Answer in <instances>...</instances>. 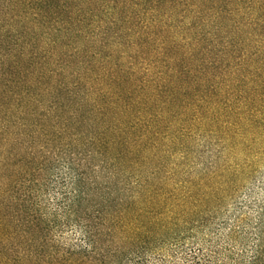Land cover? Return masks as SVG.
Returning <instances> with one entry per match:
<instances>
[{
  "label": "trees",
  "instance_id": "16d2710c",
  "mask_svg": "<svg viewBox=\"0 0 264 264\" xmlns=\"http://www.w3.org/2000/svg\"><path fill=\"white\" fill-rule=\"evenodd\" d=\"M129 1L0 5V264H264V0Z\"/></svg>",
  "mask_w": 264,
  "mask_h": 264
},
{
  "label": "rangeland",
  "instance_id": "374dc122",
  "mask_svg": "<svg viewBox=\"0 0 264 264\" xmlns=\"http://www.w3.org/2000/svg\"><path fill=\"white\" fill-rule=\"evenodd\" d=\"M6 1H8V0H0V5L2 6V4H4V3H6ZM14 1V0H13ZM133 0H130L129 2H132ZM35 2V1H34ZM31 5H32V8L33 9H35L36 7V4L35 3H31ZM93 6H92V8H94V11L96 12V14L98 15V19H100V18H103V16H102V13L100 14L99 12H105V10H106V8H107V6L106 5H102V6H100V0H94V2H93V4H92ZM119 7H120V5H118ZM172 8V7H171ZM170 8V9H171ZM139 10L141 11V9L139 8ZM173 10V8L171 9V11ZM30 14H32V10H29L28 11ZM132 12H133V10L131 9V6H130V4H127V5H121V7H120V9H118V11H116V13H115V15H114V19H118L119 20V22L120 21H123V20H125V23H126V20L129 18V17H131V16H133L134 14H132ZM161 12H164V13H168V10L167 11H165V8H162V11ZM19 14H21V16H19L18 17V20H17V24H16V27H14V29L17 31L20 27H21V25H23V26H26V27H32V23H31V21H30V19L29 20H25V17H24V12L23 11H21L20 10V12H19ZM135 14H137L136 13V11H135ZM10 15H12V14H10ZM1 16V15H0ZM107 18V17H106ZM0 21H3V18L2 17H0ZM2 25V24H1ZM118 25H120V23H118ZM118 25H117V28H118ZM126 28H129V32H127L128 33V36H129V34H130V32H131V30H133L132 29V27H131V25H130V23H126ZM44 32H46V29H42L41 31H40V33H44ZM110 36H113V34L112 33H110L109 34ZM108 35V36H109ZM127 36V38H129ZM170 39L172 38V37H170V35L168 36ZM98 39V38H97ZM41 40L39 39V42H40ZM95 41H97V40H95ZM108 42H112V41H119L118 39H116V40H114V38L113 39H111V40H107ZM121 42V41H120ZM58 49H60V47L58 48ZM61 51H64V49H60ZM65 52V51H64ZM126 55H130V51H128L127 50V52H126ZM128 57V56H127Z\"/></svg>",
  "mask_w": 264,
  "mask_h": 264
}]
</instances>
